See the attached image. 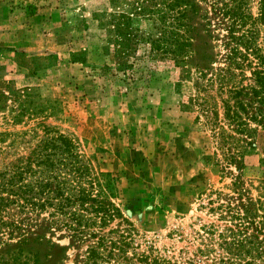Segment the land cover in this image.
<instances>
[{
  "label": "trees",
  "instance_id": "16d2710c",
  "mask_svg": "<svg viewBox=\"0 0 264 264\" xmlns=\"http://www.w3.org/2000/svg\"><path fill=\"white\" fill-rule=\"evenodd\" d=\"M110 1L119 9L102 24L110 31L113 62L101 69L134 79L140 48L180 68L175 88L186 92L183 108L194 110L209 132L222 172L242 171L264 127V0ZM220 35L221 55L214 46ZM218 57L222 64L215 66ZM37 90L9 82L0 88V264L66 259L58 243L35 229L63 231L86 245L83 264H264V201L251 195L241 174L201 204L216 219L201 225L194 250L179 259L152 247L137 251L117 202L118 177L97 169L76 137L47 122L59 106ZM28 120L33 124L24 130L9 129ZM115 219L118 226L110 227ZM42 246L48 251L40 256Z\"/></svg>",
  "mask_w": 264,
  "mask_h": 264
},
{
  "label": "rangeland",
  "instance_id": "374dc122",
  "mask_svg": "<svg viewBox=\"0 0 264 264\" xmlns=\"http://www.w3.org/2000/svg\"><path fill=\"white\" fill-rule=\"evenodd\" d=\"M250 7L256 12V1ZM114 9L119 7L110 0H0V88L8 82L16 88L37 87L43 99L56 101L59 111L47 122L76 137L97 169L118 177L117 202L137 251L152 247L179 259L198 245L201 225L216 219L201 207L211 191H227L241 174L251 195H262L264 201V127L258 129L246 167L223 173L209 132L194 110L182 106L186 92L175 88L180 68L140 48L143 61L134 79L101 69L113 62L110 31L102 21ZM223 39L220 35L214 41L220 55ZM217 60L214 65H221ZM32 124L28 120L9 129ZM35 231L66 252L60 264H83L86 245L63 231ZM39 251L43 256L48 247Z\"/></svg>",
  "mask_w": 264,
  "mask_h": 264
}]
</instances>
